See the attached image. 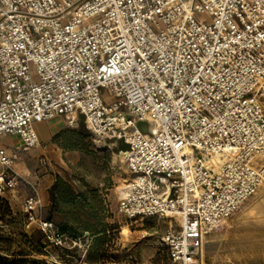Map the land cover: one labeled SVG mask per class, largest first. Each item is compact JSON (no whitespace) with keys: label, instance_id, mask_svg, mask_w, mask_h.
<instances>
[{"label":"built area","instance_id":"2783aa9c","mask_svg":"<svg viewBox=\"0 0 264 264\" xmlns=\"http://www.w3.org/2000/svg\"><path fill=\"white\" fill-rule=\"evenodd\" d=\"M0 92V198L27 185L26 227L53 247L68 241L15 167L61 117L130 145L118 212L174 222L171 264H202L206 237L264 189V0H0Z\"/></svg>","mask_w":264,"mask_h":264},{"label":"rangeland","instance_id":"374dc122","mask_svg":"<svg viewBox=\"0 0 264 264\" xmlns=\"http://www.w3.org/2000/svg\"><path fill=\"white\" fill-rule=\"evenodd\" d=\"M48 125L52 128L51 138L41 145L44 152L41 157L46 165L41 166L37 157L32 161V168L54 181L56 176L62 177L77 193L95 191L104 201L106 223L117 225L119 230L108 238L101 264H171L162 241L167 232H178L174 222L161 219L130 222L118 212L119 199L130 180L128 172H122L127 169L118 150L120 142L99 139L79 125L70 128L63 117ZM24 155L27 154L21 160ZM49 189L39 213L41 220L47 217ZM18 194L17 188L5 197L10 212L0 216L1 255L26 254L49 264H89L87 252L91 243H84L86 239L77 246L70 242L63 247L49 245L42 252L44 256H39L34 243L41 236L35 230L36 225L26 227L22 198ZM124 228L129 230L128 235H123ZM206 241L202 264H264V189L257 191L218 230L211 232Z\"/></svg>","mask_w":264,"mask_h":264},{"label":"trees","instance_id":"16d2710c","mask_svg":"<svg viewBox=\"0 0 264 264\" xmlns=\"http://www.w3.org/2000/svg\"><path fill=\"white\" fill-rule=\"evenodd\" d=\"M48 197L49 208L44 221L54 223L58 236L67 239L70 243L84 241L85 239L90 241L87 261L89 264H101L106 255L105 247L108 238L118 233L119 230L117 225L106 223L104 201L95 191L77 193L60 176H56L54 184L48 191ZM9 212L6 199L0 198V216ZM35 230L41 236L37 243H34L38 249L37 254L44 256L42 252L49 246V243L37 227ZM0 264L49 263L44 259L30 258L26 254L11 257L0 254Z\"/></svg>","mask_w":264,"mask_h":264},{"label":"crops","instance_id":"0c3cea01","mask_svg":"<svg viewBox=\"0 0 264 264\" xmlns=\"http://www.w3.org/2000/svg\"><path fill=\"white\" fill-rule=\"evenodd\" d=\"M0 97H1V92H0ZM36 129H37V132L39 135L41 145L46 144L51 138V132H52L51 126L48 125V123H43V124L37 125ZM41 138H42V140H41ZM1 144L5 148H7L9 150H13V149L18 148L20 146V139L18 137H15V136H5L1 140ZM41 145H40V147L33 149V150L29 151L28 153H21L20 154V160L17 163L15 170L17 171L18 174L25 177L31 183H33L37 186V188L39 190L40 199L42 202V208H43V206L45 205L44 202H46L45 201L46 200V198H45L46 191L53 185V183L55 181L53 178H50V176L42 177L41 171L39 173H36L37 169L35 168L33 170V168H32V165H33L32 161L34 159H36L37 157L41 158V156L44 153L42 151ZM23 154H27V155H24L23 159L21 160ZM18 191H20V194H18L19 195L18 197L22 198V204H21V211H22V206L24 204V201L31 194V191H30L29 187L25 184H22L18 188ZM11 195H13V194H11ZM10 197H12V196H10ZM6 199H7V197H6ZM10 199H13V197ZM14 199H15V196H14ZM171 228H172V225H171ZM207 237L205 239V244L207 243V241H206Z\"/></svg>","mask_w":264,"mask_h":264},{"label":"water","instance_id":"95a60500","mask_svg":"<svg viewBox=\"0 0 264 264\" xmlns=\"http://www.w3.org/2000/svg\"><path fill=\"white\" fill-rule=\"evenodd\" d=\"M127 119H131V117L128 116ZM78 125H79V127L81 129L87 130L86 124H85V116L84 115H79L78 116ZM136 128H137V130H139L140 133L147 134L148 133V129H149V125H148L147 122H139L136 125ZM118 150L120 152H126V151L130 150V145L125 143V142H123V141H120V144L118 146Z\"/></svg>","mask_w":264,"mask_h":264},{"label":"bare ground","instance_id":"6f19581e","mask_svg":"<svg viewBox=\"0 0 264 264\" xmlns=\"http://www.w3.org/2000/svg\"><path fill=\"white\" fill-rule=\"evenodd\" d=\"M122 172H127V170L122 169ZM128 178H130V177L128 176ZM128 234H129V230L127 228H124L123 229V235H128Z\"/></svg>","mask_w":264,"mask_h":264}]
</instances>
